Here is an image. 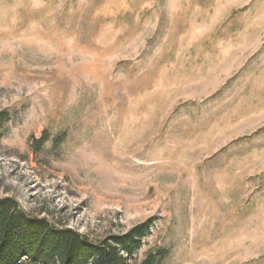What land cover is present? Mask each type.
<instances>
[{
    "label": "rangeland",
    "instance_id": "1",
    "mask_svg": "<svg viewBox=\"0 0 264 264\" xmlns=\"http://www.w3.org/2000/svg\"><path fill=\"white\" fill-rule=\"evenodd\" d=\"M0 111L1 199L90 239L155 218L129 264H264V0H0Z\"/></svg>",
    "mask_w": 264,
    "mask_h": 264
},
{
    "label": "trees",
    "instance_id": "2",
    "mask_svg": "<svg viewBox=\"0 0 264 264\" xmlns=\"http://www.w3.org/2000/svg\"><path fill=\"white\" fill-rule=\"evenodd\" d=\"M11 116L9 111H0V139ZM49 140L44 131L39 139H29L30 148L38 153ZM62 140L58 137L56 145ZM154 224L155 218H150L122 235L90 239L24 212L12 198H0V264H129ZM166 257L167 252L157 248L141 264H162Z\"/></svg>",
    "mask_w": 264,
    "mask_h": 264
}]
</instances>
